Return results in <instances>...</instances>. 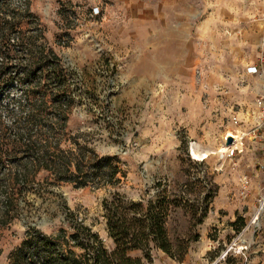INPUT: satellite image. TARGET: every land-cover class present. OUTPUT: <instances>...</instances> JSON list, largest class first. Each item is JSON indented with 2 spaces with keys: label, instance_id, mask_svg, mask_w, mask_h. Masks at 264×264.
I'll return each instance as SVG.
<instances>
[{
  "label": "rangeland",
  "instance_id": "1",
  "mask_svg": "<svg viewBox=\"0 0 264 264\" xmlns=\"http://www.w3.org/2000/svg\"><path fill=\"white\" fill-rule=\"evenodd\" d=\"M26 2L35 16L24 29L39 24L70 71L72 134L116 156L121 180L54 184L41 172L1 227L0 264L29 225L55 233L68 211L113 250L103 199L119 196L129 209L149 198L169 203L172 252L151 243V264H264V0H6ZM254 64L258 72H248ZM228 131L242 137L234 156L194 158L197 145L219 150Z\"/></svg>",
  "mask_w": 264,
  "mask_h": 264
},
{
  "label": "trees",
  "instance_id": "2",
  "mask_svg": "<svg viewBox=\"0 0 264 264\" xmlns=\"http://www.w3.org/2000/svg\"><path fill=\"white\" fill-rule=\"evenodd\" d=\"M33 16L28 2L12 7L0 0V231L15 218L20 199L41 172L54 184L102 187L121 180L116 156H99L72 134L70 71L60 64L39 24L27 23L24 29ZM103 206L113 250L92 226L68 211L65 226L55 233L29 225L8 264H151V243L172 252L164 197L133 201L131 210L122 196L106 197ZM134 250L144 255H130Z\"/></svg>",
  "mask_w": 264,
  "mask_h": 264
},
{
  "label": "built area",
  "instance_id": "3",
  "mask_svg": "<svg viewBox=\"0 0 264 264\" xmlns=\"http://www.w3.org/2000/svg\"><path fill=\"white\" fill-rule=\"evenodd\" d=\"M258 59L260 60V64L263 65L264 64V37L262 39V42L260 44V47H259V51H258ZM259 70V66L257 64H254V65H250L248 67V72H251V73H256L258 72ZM264 113V111H263ZM233 121L234 123H239V119L236 115L233 116ZM263 124H264V121H263ZM227 135L225 136V141L227 139ZM236 137H234L235 139ZM235 142V140H234ZM242 137H240V144H242ZM239 150V148L237 146H235L234 148H232L230 151H227L226 154L227 156H234L236 151ZM249 186H250V179L249 177L247 176H244L241 178V195H246L248 193V190H249Z\"/></svg>",
  "mask_w": 264,
  "mask_h": 264
},
{
  "label": "bare ground",
  "instance_id": "4",
  "mask_svg": "<svg viewBox=\"0 0 264 264\" xmlns=\"http://www.w3.org/2000/svg\"><path fill=\"white\" fill-rule=\"evenodd\" d=\"M228 135H233L235 138V142L232 143L231 145H227L225 141V136ZM224 136V141L220 145L219 150L214 151L212 148H203L200 145H197L196 147L193 148L192 154L195 159H206L208 156H210L212 153H222V156L225 155L227 151H230L232 148L237 146L238 148L240 146V136L237 133H232L231 131H228V133Z\"/></svg>",
  "mask_w": 264,
  "mask_h": 264
},
{
  "label": "crops",
  "instance_id": "5",
  "mask_svg": "<svg viewBox=\"0 0 264 264\" xmlns=\"http://www.w3.org/2000/svg\"><path fill=\"white\" fill-rule=\"evenodd\" d=\"M260 6V5H259ZM262 9H264V5L263 7H261ZM260 9V8H259ZM262 18L260 20H262L264 23V12H262ZM263 29H264V25H263ZM264 37V31L263 34L261 36V39ZM208 250V249H206ZM186 264H235L233 261L229 260V259H223V258H204L201 257L199 260H195V261H190V259L188 260V263Z\"/></svg>",
  "mask_w": 264,
  "mask_h": 264
},
{
  "label": "water",
  "instance_id": "6",
  "mask_svg": "<svg viewBox=\"0 0 264 264\" xmlns=\"http://www.w3.org/2000/svg\"><path fill=\"white\" fill-rule=\"evenodd\" d=\"M234 136L233 135H228L227 139H226V144L227 145H231L232 143H234Z\"/></svg>",
  "mask_w": 264,
  "mask_h": 264
}]
</instances>
